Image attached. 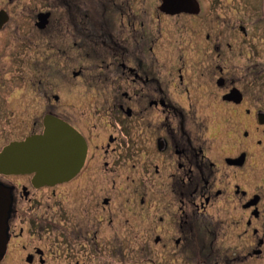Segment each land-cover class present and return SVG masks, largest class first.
I'll list each match as a JSON object with an SVG mask.
<instances>
[{
    "label": "flooded vegetation",
    "instance_id": "flooded-vegetation-1",
    "mask_svg": "<svg viewBox=\"0 0 264 264\" xmlns=\"http://www.w3.org/2000/svg\"><path fill=\"white\" fill-rule=\"evenodd\" d=\"M246 1L0 0V150L47 116L86 143L65 182L0 175V264H264V24Z\"/></svg>",
    "mask_w": 264,
    "mask_h": 264
},
{
    "label": "water",
    "instance_id": "water-1",
    "mask_svg": "<svg viewBox=\"0 0 264 264\" xmlns=\"http://www.w3.org/2000/svg\"><path fill=\"white\" fill-rule=\"evenodd\" d=\"M176 0H163L162 9L176 13ZM41 134L11 141L0 150V175L32 174L36 186L54 185L72 178L82 167L86 143L79 132L54 116L43 120ZM10 188L0 181V260L7 242Z\"/></svg>",
    "mask_w": 264,
    "mask_h": 264
},
{
    "label": "rangeland",
    "instance_id": "rangeland-1",
    "mask_svg": "<svg viewBox=\"0 0 264 264\" xmlns=\"http://www.w3.org/2000/svg\"><path fill=\"white\" fill-rule=\"evenodd\" d=\"M259 2H260V0H247L246 1L247 6L249 7V5H250L252 8L247 11L246 15H243V17L246 19V22H249V24L253 25V28H254L253 32L255 35L258 33V28L262 27V23L264 24V21L259 18V16H260ZM231 12H233V10H231ZM230 15L233 16L232 13H230ZM232 19H234V23H235L237 17H235V18L233 17ZM259 21H261L262 23ZM74 67L77 69L79 66L75 65ZM72 88L74 90H77L78 92L82 91L83 89H88L84 83V78H83V80L82 79L78 80L77 84ZM3 140H4L3 137L0 138V146L3 144ZM11 180L16 181L18 183L20 179L12 177Z\"/></svg>",
    "mask_w": 264,
    "mask_h": 264
}]
</instances>
